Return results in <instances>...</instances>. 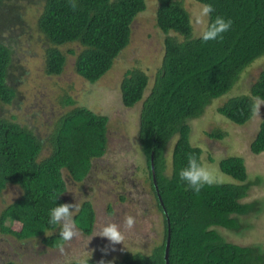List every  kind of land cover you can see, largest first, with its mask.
Returning a JSON list of instances; mask_svg holds the SVG:
<instances>
[{
  "label": "trees",
  "instance_id": "trees-1",
  "mask_svg": "<svg viewBox=\"0 0 264 264\" xmlns=\"http://www.w3.org/2000/svg\"><path fill=\"white\" fill-rule=\"evenodd\" d=\"M25 1L30 0H0V27L22 20L17 4ZM36 1L41 5L37 28L45 44V74L59 76L66 64L59 47L76 44L81 48L78 54L68 52L76 55L75 73L91 85L113 68L129 45L131 24L145 11L147 2L75 0L73 8L71 0ZM192 1L213 5L215 11L207 17L206 28L217 15L233 21L223 39L203 42L199 38L203 32L196 36L184 0H156V26L164 35L161 66L150 90L148 75L138 68L128 69L120 83L125 108L142 102L138 142L147 165V181L163 219L164 239L147 254H128L110 263L86 260L70 264H165L168 230L169 264H264L263 246L229 243L220 231H240V217L258 209L257 203L245 201L251 184L243 159L229 156L218 163L219 171L235 184L213 183L195 193L179 178L190 154L203 165L202 150L191 145L188 122L201 117L213 100L228 96L246 69L264 57V0ZM11 60L10 49L0 41V104L11 105L16 98L7 84ZM259 101H264V70L247 94L229 97L217 112L243 126L255 115ZM63 102L65 107L75 105L72 98ZM107 128L106 116L80 106L57 118L43 136L35 125H21L14 116L0 117V197L11 186L22 192L1 213V232L17 241L41 239L48 248L60 247L64 242L60 235H47L58 228L48 224L50 209L55 206L53 196H58L57 204H65V174L79 184L90 177L93 162L107 153ZM207 137L222 139L223 134L214 131ZM174 139L168 161L167 148ZM250 151L253 155L264 153V120ZM95 220L91 201H83L74 216L76 227L90 236Z\"/></svg>",
  "mask_w": 264,
  "mask_h": 264
},
{
  "label": "rangeland",
  "instance_id": "rangeland-1",
  "mask_svg": "<svg viewBox=\"0 0 264 264\" xmlns=\"http://www.w3.org/2000/svg\"><path fill=\"white\" fill-rule=\"evenodd\" d=\"M30 2L17 4L21 21L0 27V41L10 49L12 58L7 70V84L16 94L11 105L0 104V117L14 116L21 125L29 124L33 128L35 125L43 136L57 118L77 106L85 107L108 118V149L103 158L93 162L90 177L82 184L75 183L65 174L67 191L64 202L77 205L73 217L83 201L92 203L96 216L92 234L86 236L76 227V237L51 249L41 239L17 241L0 229V264H70L86 260L110 263L128 254H147L164 239V223L147 181V165L138 142L142 102L125 108L121 103L120 83L128 69L138 68L148 75L149 90L152 86L164 53V35L156 26L157 2L147 0L145 11L131 24L129 45L120 53L113 68L95 85L75 73L76 55L68 52L72 50L78 54L81 48L76 44L59 47L66 57L64 70L59 76L45 74V44L37 28L41 5L36 0ZM184 4L192 17L194 33L199 36L207 25V17L200 15L203 6L192 0H184ZM263 70L264 57L246 69L238 86L228 96L213 100L201 117L188 122L191 145L202 150L203 166L213 174L214 183H236L219 171L220 160L237 156L245 162L247 181L251 184L245 201L257 203V212L240 217V231L220 230L227 242L242 247H264V153L253 155L250 151V144L264 120V103L257 102L255 115L243 126L225 120L217 109L229 97L247 94ZM67 98L74 99L75 105L65 107L63 99ZM214 131L223 134V138L207 137V133ZM174 143L175 139L168 145V161ZM21 194L18 187H7L0 197V215ZM127 216L135 220L131 229L125 225ZM109 223L119 225L123 234L121 243H112L100 236L102 227ZM47 235H60L59 229Z\"/></svg>",
  "mask_w": 264,
  "mask_h": 264
},
{
  "label": "clouds",
  "instance_id": "clouds-1",
  "mask_svg": "<svg viewBox=\"0 0 264 264\" xmlns=\"http://www.w3.org/2000/svg\"><path fill=\"white\" fill-rule=\"evenodd\" d=\"M72 7H76L75 0H71ZM215 11L212 4H205L201 10V17H211ZM199 22V20H198ZM233 21L225 19L223 16L217 15L215 20H209L207 28L199 37L203 42L217 41L223 39V34L228 32L232 27ZM258 103H264L259 101ZM179 178L186 185L187 189L195 193H199L205 185H211L215 182L213 174L204 167L195 154L188 156V164L179 172ZM58 196H53L54 207L50 209L48 224L58 226L60 238L64 241H71L78 235L76 229L73 212L76 210V204H57ZM135 220L132 216H127L125 225L131 229L134 226ZM100 236L106 237L112 243H121L123 234L119 225L109 223L102 227ZM88 264V262H86Z\"/></svg>",
  "mask_w": 264,
  "mask_h": 264
},
{
  "label": "water",
  "instance_id": "water-1",
  "mask_svg": "<svg viewBox=\"0 0 264 264\" xmlns=\"http://www.w3.org/2000/svg\"><path fill=\"white\" fill-rule=\"evenodd\" d=\"M150 167H151V170H152V173H153V181H154V184H155L156 181H155V177H154V164H153V158L152 157L150 159ZM155 188H156V185H155ZM156 190H157V188H156ZM158 199L161 202V199H160L159 195H158ZM169 243H170V230H168V237H167V240H166V249H165V255H164L165 264H169Z\"/></svg>",
  "mask_w": 264,
  "mask_h": 264
}]
</instances>
